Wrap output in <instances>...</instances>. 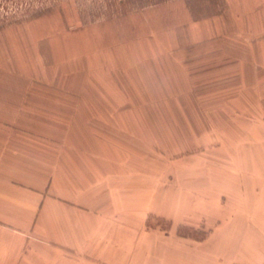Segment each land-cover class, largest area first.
I'll return each mask as SVG.
<instances>
[{
    "label": "rangeland",
    "instance_id": "1",
    "mask_svg": "<svg viewBox=\"0 0 264 264\" xmlns=\"http://www.w3.org/2000/svg\"><path fill=\"white\" fill-rule=\"evenodd\" d=\"M262 59L264 0H0V105L14 124L3 133L34 136L57 191L98 163L95 182L114 184L130 225L129 243L121 228L108 235L107 250L130 254L114 264H158V230L174 225L158 209L219 186L232 165L220 124L234 121ZM34 247L48 249L37 236Z\"/></svg>",
    "mask_w": 264,
    "mask_h": 264
},
{
    "label": "crops",
    "instance_id": "2",
    "mask_svg": "<svg viewBox=\"0 0 264 264\" xmlns=\"http://www.w3.org/2000/svg\"><path fill=\"white\" fill-rule=\"evenodd\" d=\"M250 79L247 99L234 100V121L220 124L221 159L232 165L220 172L219 186L206 189L199 204L158 209L174 224L158 230V264H264V69ZM7 120L4 126L0 105V264H114L128 259V251L118 252L113 245L106 249L116 227L123 229L119 241L129 243L130 225L116 215L121 208L113 203L114 184L104 188L95 182L98 163L84 164L74 191H57L50 165H36L34 136L22 133L19 138L13 130L4 136L3 129L14 126ZM52 209L59 212L50 226L45 218ZM179 225L206 234L201 239L182 236ZM36 236L48 249L34 250Z\"/></svg>",
    "mask_w": 264,
    "mask_h": 264
},
{
    "label": "trees",
    "instance_id": "3",
    "mask_svg": "<svg viewBox=\"0 0 264 264\" xmlns=\"http://www.w3.org/2000/svg\"><path fill=\"white\" fill-rule=\"evenodd\" d=\"M180 230H179V234L180 235H182V236H186L187 235V233H183L181 230H182V228H179Z\"/></svg>",
    "mask_w": 264,
    "mask_h": 264
}]
</instances>
